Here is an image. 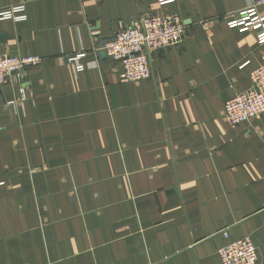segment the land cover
<instances>
[{"label": "crops", "instance_id": "obj_1", "mask_svg": "<svg viewBox=\"0 0 264 264\" xmlns=\"http://www.w3.org/2000/svg\"><path fill=\"white\" fill-rule=\"evenodd\" d=\"M20 4L25 20L0 19V52L41 61L27 70L23 105L0 112V264H222L218 249L246 236L264 264V114L224 116L251 87L264 43L221 18L254 4L264 12V0L0 9ZM143 10L178 12L189 33L133 82L97 48ZM210 17L209 32L195 23ZM83 50L78 71L67 56ZM1 90L21 97L17 84Z\"/></svg>", "mask_w": 264, "mask_h": 264}, {"label": "built area", "instance_id": "obj_2", "mask_svg": "<svg viewBox=\"0 0 264 264\" xmlns=\"http://www.w3.org/2000/svg\"><path fill=\"white\" fill-rule=\"evenodd\" d=\"M10 18L16 21L27 18L23 4L0 9V19ZM230 27L256 32L259 43H264V12L257 4L249 5L237 12L223 15ZM217 17L203 18L195 22L203 30L209 32L215 25ZM189 33V25L178 12H154L143 10L131 23L104 39L102 50L111 59L121 64V77L128 81L140 82L153 75L152 57L158 51L185 41ZM86 51L69 55L78 71L85 69ZM39 56L21 57L0 52V112L5 106L23 105L26 99L24 86L27 70L40 63ZM247 63V62H245ZM250 88L237 92L225 102L224 116L226 120L239 124L251 121L264 114V62L251 72ZM6 83L19 86L21 97L5 99L2 87ZM224 235L228 233L224 231ZM222 264H258L259 248L252 237L246 236L233 240L218 249Z\"/></svg>", "mask_w": 264, "mask_h": 264}]
</instances>
